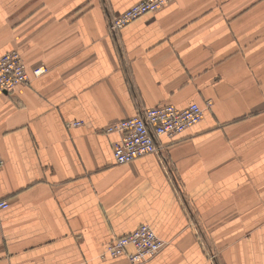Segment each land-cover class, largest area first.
Listing matches in <instances>:
<instances>
[{
	"label": "crops",
	"instance_id": "0c3cea01",
	"mask_svg": "<svg viewBox=\"0 0 264 264\" xmlns=\"http://www.w3.org/2000/svg\"><path fill=\"white\" fill-rule=\"evenodd\" d=\"M138 1L0 0V56L29 73L0 91V264H130L100 255L143 224L166 245L142 264H264V0H172L111 33ZM191 102L160 156L114 162L106 126Z\"/></svg>",
	"mask_w": 264,
	"mask_h": 264
},
{
	"label": "built area",
	"instance_id": "2783aa9c",
	"mask_svg": "<svg viewBox=\"0 0 264 264\" xmlns=\"http://www.w3.org/2000/svg\"><path fill=\"white\" fill-rule=\"evenodd\" d=\"M172 0H140L128 7L120 14L109 17V31L115 35L127 23L146 13L157 11L168 5ZM45 70L39 66L32 70L38 76ZM29 73L21 54L17 50H10L0 56V91L10 92L16 86L26 84ZM212 102L206 100L205 107ZM203 117V108L196 102L179 108L173 104H163L148 108H140L137 112L125 119H121L104 128L105 132H117L119 138L112 144V155L116 164H125L146 155H161V148L156 139L165 135L174 137L188 127L198 123ZM80 125V121L72 122ZM4 159L0 155V170ZM9 207L6 199H0V227L1 213ZM166 244V241L156 235L153 229L143 224L133 231L115 237L106 243L100 257L116 258L125 256L130 264H142L154 257ZM131 249V251H129Z\"/></svg>",
	"mask_w": 264,
	"mask_h": 264
},
{
	"label": "rangeland",
	"instance_id": "374dc122",
	"mask_svg": "<svg viewBox=\"0 0 264 264\" xmlns=\"http://www.w3.org/2000/svg\"><path fill=\"white\" fill-rule=\"evenodd\" d=\"M111 17H112V16H111ZM108 25H109V21H108ZM165 245H166V244H165ZM165 245L163 246V248L165 247ZM163 248H162V249H163ZM162 249H161V250H162ZM161 250H160V251H161Z\"/></svg>",
	"mask_w": 264,
	"mask_h": 264
}]
</instances>
